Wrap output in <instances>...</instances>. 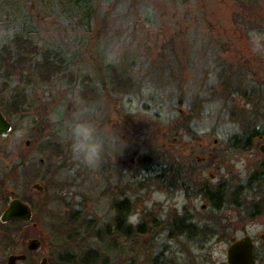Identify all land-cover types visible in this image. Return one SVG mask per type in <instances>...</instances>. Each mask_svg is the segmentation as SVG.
Segmentation results:
<instances>
[{"label":"rangeland","instance_id":"rangeland-1","mask_svg":"<svg viewBox=\"0 0 264 264\" xmlns=\"http://www.w3.org/2000/svg\"><path fill=\"white\" fill-rule=\"evenodd\" d=\"M22 1L45 38L59 40L66 33L69 35L65 21L57 23L45 13L37 16L38 0ZM148 1L143 4L147 5L145 11L158 15L151 19L156 21L153 25L140 22L138 12L143 8L136 0L99 1L101 16L96 18L97 29L99 32L102 30L101 33H111L110 41L115 33L116 40L120 41L103 54L114 58L120 52L118 46H122L124 51L129 50L136 42L134 39L138 38L133 32L136 26L135 32L153 41L150 51H142L145 55L142 68L147 69L150 64L158 68L163 63V52L168 53L167 61L173 52L185 61L181 76L176 75L175 81L169 85L156 81L147 84L150 80L147 77L144 82L140 80L134 94L127 90L116 94L104 88L97 69L81 67L83 72H75L76 80L51 83V89L42 90L38 85L27 88L33 102L31 113L38 116L39 125L27 130L15 144L14 133L0 135L3 154L0 188L4 197L21 193L23 184L31 179L30 174L24 172L26 164L37 167V176L32 177L27 195L32 198L38 226L29 223L19 228L18 236L24 244L31 238L42 242L35 253L36 264H40L45 255L49 256V264L62 263L57 252L48 254L50 247L54 252L52 244H49L50 233L59 227L55 217L61 214L56 211L61 208L59 199H64L66 207L62 212L81 209L91 214L89 218L96 217L99 221L106 213L110 217L108 209L111 203L128 197L130 204L135 202L137 206L130 214L137 217L135 224L143 220L144 214L150 228L153 227L152 215L160 219L159 226L141 238L146 253L141 264H150V259L164 248L170 252L179 249L185 252L184 259L177 258L178 264L227 263L228 245L246 234L256 238L258 252L264 253L261 237L264 234V216L248 218L242 223L238 211L229 205L233 204L232 199L223 194L224 158L228 165L234 166L236 161V157L231 159L235 155L231 152L228 157L224 156V147L235 142L232 138L240 130L239 120L246 117V113L250 116L256 107H264V27L257 30L253 23L254 20L263 22L264 26V0H187V4L183 0H151L153 6ZM115 4H121L119 8L124 7L123 16L115 15ZM103 6L109 14L104 13ZM162 8H165L166 16L161 14ZM183 8H189L191 12L185 15ZM136 19L140 21L130 26V22ZM199 38L203 39L200 45L197 43ZM165 43L167 49L161 52L157 45ZM188 53L192 55L190 61L187 60ZM218 57L224 59V89L213 77L214 61ZM84 64L92 67L93 61L87 56ZM85 74L88 76L86 85L95 89L89 98L82 97L81 87H75L82 84ZM4 79L6 76L0 70V87L2 84L11 87L17 84L14 77ZM105 80V84L110 86L111 79ZM8 93L4 91L3 96ZM193 94H198L196 103L193 102L195 106L187 102L193 101ZM180 97L183 102H180ZM5 98L8 100V96ZM40 98L42 100L36 103ZM14 118L15 124L20 123L17 115ZM77 119L93 121L105 142L102 163L97 169L84 166L72 155L66 131L69 124ZM177 122L181 124L177 125ZM45 136L60 144L61 155H49L40 148ZM149 147H152L157 158L154 160L158 162L149 170L140 171L138 155ZM176 171L187 177L185 172L194 171L196 175L192 173L189 178L194 182L191 192L188 193L182 184L188 178L176 180V175H173ZM135 173H141L139 179L152 177L151 180L143 178L137 187L138 192L133 188L132 175ZM159 173L163 178L157 179L155 175ZM33 182L44 187L42 192L32 188ZM202 183L213 188L222 186L224 203L220 209L213 208L200 196L197 188ZM185 212L207 226H217L216 231L221 230L222 233L207 241L203 248L198 247L197 242L182 237L166 238L169 216ZM126 222L132 224L128 219ZM105 223L114 227L111 219ZM76 225L65 223L62 228L68 230ZM82 235L75 241L96 244L95 238L87 239L85 232ZM80 238L83 239L80 241ZM113 259L112 264H133L132 255L127 251H115ZM261 259L264 264V257Z\"/></svg>","mask_w":264,"mask_h":264},{"label":"trees","instance_id":"trees-1","mask_svg":"<svg viewBox=\"0 0 264 264\" xmlns=\"http://www.w3.org/2000/svg\"><path fill=\"white\" fill-rule=\"evenodd\" d=\"M40 7H37V16L45 13L48 17L53 18L55 21H65V27L69 35H64L63 39H47L45 38L37 26V22L33 16L26 10L22 0H0V70L4 72L6 79L16 78L17 84L14 87L6 84H2L0 87V108L2 109L10 121H14L15 115L18 116L20 123L13 124L11 133H14V144L23 136L27 130H30L34 125H39L38 116L31 113L33 108L32 99L27 88H34L38 85V88L51 89V83L59 84L61 81L68 82L69 79L76 80L75 72L81 73V67L85 69H97V72L101 74L102 85L104 88H108L111 93H118L127 90L129 94L135 92L136 87L140 84V80L150 78V82L158 84L166 83L169 85L175 81L176 75H182V67L185 63L184 60L177 53H170L171 59L166 60L168 53L163 52V63L158 68L150 64L147 69L142 68L143 65V52L150 51L153 46V41L144 35L133 32L138 38L134 39L136 42L132 44V47L124 51L122 46H118L116 53L117 57L110 58L103 54L105 50H112V45L117 42L115 33L112 34L110 41V34L101 33L102 30L97 29L96 18L100 17L101 5L100 0H38ZM107 1V0H106ZM142 5V10L138 12L140 18L130 22L135 25L136 21L143 22L144 24H154L156 21H151L153 17L158 15H151L145 11L147 5H143L148 0H136ZM166 1V0H165ZM179 1V0H176ZM187 4V0H183ZM153 6L151 0L148 1ZM32 5V3H31ZM121 4H115V15L125 14L124 7ZM104 9V6L103 8ZM161 9V14L165 15L167 12ZM105 10V9H104ZM109 14V10H105ZM191 12L189 8H183V13L188 15ZM118 15V16H119ZM257 30L262 29L263 22L253 21ZM179 32V31H177ZM117 33V32H116ZM118 34V33H117ZM203 39L199 38L197 43ZM204 43H202L203 45ZM161 48V52L167 49V44L158 46ZM87 56L92 59V67H87L84 64ZM108 59V60H107ZM111 60V61H110ZM187 60H192V55L188 53ZM187 61V62H188ZM183 64V65H182ZM188 64V63H187ZM79 66V67H78ZM107 69H109L107 71ZM111 70V71H110ZM214 73L213 77H216L217 83H219L224 89V59L218 57L214 61ZM110 71V72H109ZM93 73V72H92ZM87 74L83 75L85 78L81 79L82 84L75 87H81L82 97L89 98L93 96V86L86 85ZM106 78L111 79L110 86L105 84ZM4 79V80H6ZM91 81L93 78H90ZM80 81V80H79ZM144 82V81H143ZM8 91V100L3 96L4 91ZM2 91V92H1ZM42 98V97H41ZM39 99V102L42 99ZM198 94H193V101H187L190 105L195 106ZM180 102H183L180 97ZM35 102V101H34ZM194 102V103H193ZM198 103V102H197ZM65 102H63V105ZM61 105V107L63 106ZM191 107V106H190ZM32 114V115H31ZM22 117V118H20ZM181 124L180 122H177ZM45 127V126H44ZM40 148L46 151L49 155L59 156L62 154L60 144L49 136H45ZM0 154L2 149L0 147ZM7 155V154H6ZM152 147H149L146 152L140 153L137 158V165L140 171L150 169L153 164H156L158 160L155 156ZM173 167V166H172ZM166 168V167H165ZM170 168V167H169ZM176 171L173 175H176L175 179L178 180L182 177H187L188 181H183L186 191L191 192V188L194 187V182L190 181V174H195L194 171L187 173ZM141 175V173H139ZM138 173L132 175L133 188L136 189L142 184L143 178L151 180L152 177H143L139 179ZM181 174V175H180ZM196 175V174H195ZM37 176V175H36ZM148 177V178H147ZM163 178L159 175L157 179ZM169 178V177H168ZM175 180V181H176ZM174 181V182H175ZM173 182V183H174ZM199 182V181H198ZM187 183H190L188 186ZM200 184V183H199ZM204 184V183H202ZM200 185L197 188L200 196L204 198L209 205L215 209H220L223 206L224 196L222 195V186L215 188L207 186L206 184ZM196 185V184H195ZM198 186V185H197ZM135 191V192H136ZM111 199V197L109 198ZM115 199V198H114ZM64 199H59L58 203L61 208L57 209L61 214L55 216L56 222L59 225L58 228H54L51 231V243L54 252L58 254L62 263L60 264H112L113 253L117 250L130 252L132 255L133 264H141L146 253L142 247V236L157 228L160 219L154 218L152 220L153 227H149V223L145 220V214L143 220L138 224H130L124 227V223L131 212H135L137 209L136 203L130 204L129 198L118 199L115 203H111L109 207V214L104 215L103 220H97L96 217H90L91 214L86 212L72 209L69 213H64L63 207H65ZM55 211V210H54ZM57 212H55L56 214ZM94 216V215H92ZM109 217V219H108ZM114 223V227L110 224H106L105 220H110ZM125 220V221H124ZM124 221V223H123ZM65 223L76 224L68 230L62 228ZM151 223V222H150ZM122 227H124L122 229ZM217 226H207L204 222L193 219L189 212H185L179 215L169 216L168 223L165 228L166 238L170 240L180 239L189 240L191 242H197L198 247L203 248L204 244L220 235L222 231H216ZM83 232L87 233V239L95 238L96 244L90 242H79L76 237L83 236ZM84 236V237H85ZM83 237V238H84ZM83 238H80L81 241ZM181 242V241H180ZM158 254H155L150 260V264H178L177 258H182L185 255L182 250H176L170 252L169 249L164 248ZM181 252V255L179 254ZM52 253V254H53ZM106 254V255H104ZM140 260H139V259ZM112 259V260H111ZM138 259V260H137ZM220 264H227L222 262ZM262 264V263H261Z\"/></svg>","mask_w":264,"mask_h":264},{"label":"flooded vegetation","instance_id":"flooded-vegetation-1","mask_svg":"<svg viewBox=\"0 0 264 264\" xmlns=\"http://www.w3.org/2000/svg\"><path fill=\"white\" fill-rule=\"evenodd\" d=\"M255 109L256 111L250 116L246 113L247 116L242 117V119L239 120L238 124L240 125V130H237L238 133L232 138L235 142L227 143L223 151L225 157H228L230 152L235 154L232 155L231 159L236 157L234 166L228 165L226 158H224L223 194L225 197L228 196L232 199L233 204H228L238 211L237 214H239L242 223L248 218L255 219L264 216V107L262 106L261 108H258L260 109L259 111H257V107ZM10 122L13 127V122ZM10 133L11 131L7 134ZM28 143L29 142H27V144ZM2 156L3 154H0L1 161L3 160ZM25 166V174H30L29 178L31 179L32 177H36L37 172L35 171L37 167L31 164H26ZM159 175L163 174L159 173ZM159 175L157 174L155 176L158 177ZM31 179L23 184L21 193L11 194L4 197V192L0 188V264H9V258L14 255L24 256L23 259H17L14 264H36L37 257L35 256V253L41 247L40 243L42 242L40 241V246L38 248L32 249L29 248L28 244L33 238L29 239L24 244L18 237L21 231L19 228H22L29 223L38 226L35 221L36 213L34 212L32 198L27 195V188ZM34 183L36 182L32 183V188L38 190L34 186ZM13 198L21 199L31 208L32 219L30 221L21 218H15L7 222L1 220V215L5 212V209L9 206L10 201ZM128 225L130 224H127L125 221V227ZM251 237L254 243L253 255L257 264H259L263 261L261 258L264 257V253L258 252L256 238L253 236ZM261 237L263 239L262 242L264 243V234H262ZM52 253L53 250L50 247V253L48 254L52 255ZM43 259H45L44 264H49V256H42L40 264H42Z\"/></svg>","mask_w":264,"mask_h":264},{"label":"water","instance_id":"water-1","mask_svg":"<svg viewBox=\"0 0 264 264\" xmlns=\"http://www.w3.org/2000/svg\"><path fill=\"white\" fill-rule=\"evenodd\" d=\"M0 108V134H7L12 130V124L6 114L1 111ZM34 186L42 191L43 187L39 183H34ZM205 208L206 205L203 204ZM21 218L26 221L32 219L31 208L19 198H13L10 201L9 206L5 209V212L1 215V220L7 222L9 220ZM40 240L33 238L29 245V248L36 249L40 246ZM254 243L250 235H246L242 238L235 239L232 241L227 248V264H257V261L253 253ZM23 255L11 256L9 258V264H14L17 259H23ZM45 263L43 259L42 264Z\"/></svg>","mask_w":264,"mask_h":264},{"label":"clouds","instance_id":"clouds-1","mask_svg":"<svg viewBox=\"0 0 264 264\" xmlns=\"http://www.w3.org/2000/svg\"><path fill=\"white\" fill-rule=\"evenodd\" d=\"M66 136L70 142L73 157L90 169H97L102 163L105 142L100 137L96 124L87 119H77L69 124ZM129 223L135 224L137 217L130 216Z\"/></svg>","mask_w":264,"mask_h":264}]
</instances>
